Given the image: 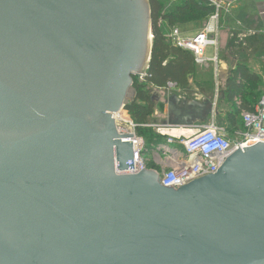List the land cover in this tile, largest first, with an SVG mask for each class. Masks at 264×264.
Listing matches in <instances>:
<instances>
[{
	"label": "water",
	"instance_id": "95a60500",
	"mask_svg": "<svg viewBox=\"0 0 264 264\" xmlns=\"http://www.w3.org/2000/svg\"><path fill=\"white\" fill-rule=\"evenodd\" d=\"M152 38L148 0H0V264H264V143L177 190L124 174Z\"/></svg>",
	"mask_w": 264,
	"mask_h": 264
},
{
	"label": "crops",
	"instance_id": "0c3cea01",
	"mask_svg": "<svg viewBox=\"0 0 264 264\" xmlns=\"http://www.w3.org/2000/svg\"><path fill=\"white\" fill-rule=\"evenodd\" d=\"M214 1L220 5L216 22L210 23L208 19L207 22H190L175 26L184 38H192L207 26L216 32L209 36L210 39H215L216 46H209L205 49L206 64L197 65L195 74L189 78L188 86L185 88H154L152 100L155 109L149 122L144 125H169L176 130L183 131L213 123L217 128L223 130L227 137L232 138L236 131H228L227 115L240 110L242 102L240 98H237L240 102L238 107L236 98L227 101L225 91L226 82L237 66L245 67L259 78V93L264 96V0ZM214 13H216L215 10ZM189 101L206 104V108L203 107V110L212 105V114L203 118L197 117L192 124H176L179 104ZM170 105H172V109H170ZM160 106L162 110H160ZM189 107L191 108V106ZM148 128H151L156 134L154 128ZM138 136L140 135L138 134ZM141 138L143 139V137ZM158 145L160 144L151 145L149 148L145 147L143 139V152L152 153V160H145L142 157L146 164V170L155 172L160 169L154 155V149Z\"/></svg>",
	"mask_w": 264,
	"mask_h": 264
},
{
	"label": "built area",
	"instance_id": "2783aa9c",
	"mask_svg": "<svg viewBox=\"0 0 264 264\" xmlns=\"http://www.w3.org/2000/svg\"><path fill=\"white\" fill-rule=\"evenodd\" d=\"M170 1L176 2L177 0ZM199 1L213 7L216 13L211 15L209 20L210 23L216 22L220 5L214 0ZM215 33L212 28L207 26L192 38H184L174 27L166 34V38L173 46L191 53L196 65L203 66L206 64L205 49L209 46H216L215 39L209 38ZM144 77L145 73L139 79L144 80ZM167 87L176 86L168 84ZM235 100L239 107V99ZM240 118L244 129L236 131L232 138L227 137L223 130L217 128L213 123L183 130L184 133L177 136L169 133V131L176 130L169 125H142V127L154 128L156 134L164 138V144H160L154 149L155 161L160 167L159 171H156L159 174L160 186L177 190L189 182L209 174H215L221 164L238 148L244 152L243 148L264 143V96L252 111H241ZM113 120L118 135L134 136L120 137V140L132 139L134 144L133 161L137 166L136 172L124 174H138L142 169L146 170V164L142 159L143 139L137 134L139 125L130 119L124 108L119 113L113 114Z\"/></svg>",
	"mask_w": 264,
	"mask_h": 264
},
{
	"label": "trees",
	"instance_id": "16d2710c",
	"mask_svg": "<svg viewBox=\"0 0 264 264\" xmlns=\"http://www.w3.org/2000/svg\"><path fill=\"white\" fill-rule=\"evenodd\" d=\"M152 21L151 59L143 81L133 77L132 88L134 99L125 106L130 118L139 125L138 134L143 137L145 147L163 144V137L156 135L151 128L142 127L149 122L155 104L152 100L154 88H165L168 84L179 88L188 86L189 78L195 74L197 65L193 55L176 46L166 38L169 30L177 25L190 22H207L214 9L199 0H148ZM159 23L160 26H159ZM259 78L243 66H237L226 82L227 101L241 99L242 111H252L262 95L259 93ZM160 110H162L160 106ZM240 110L227 115L228 131H243V123L239 118Z\"/></svg>",
	"mask_w": 264,
	"mask_h": 264
},
{
	"label": "rangeland",
	"instance_id": "374dc122",
	"mask_svg": "<svg viewBox=\"0 0 264 264\" xmlns=\"http://www.w3.org/2000/svg\"><path fill=\"white\" fill-rule=\"evenodd\" d=\"M264 86V85H263ZM143 159H149V160H152V153L151 152H144L143 153Z\"/></svg>",
	"mask_w": 264,
	"mask_h": 264
},
{
	"label": "bare ground",
	"instance_id": "6f19581e",
	"mask_svg": "<svg viewBox=\"0 0 264 264\" xmlns=\"http://www.w3.org/2000/svg\"><path fill=\"white\" fill-rule=\"evenodd\" d=\"M169 133L177 136V135L184 133V132L178 131V130H172V131H169Z\"/></svg>",
	"mask_w": 264,
	"mask_h": 264
}]
</instances>
